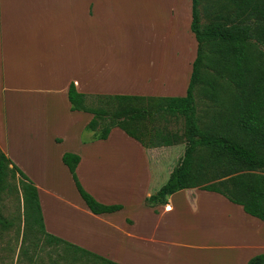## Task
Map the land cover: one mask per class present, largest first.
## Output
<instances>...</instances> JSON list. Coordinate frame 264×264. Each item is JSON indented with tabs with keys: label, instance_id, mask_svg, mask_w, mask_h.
<instances>
[{
	"label": "crops",
	"instance_id": "0c3cea01",
	"mask_svg": "<svg viewBox=\"0 0 264 264\" xmlns=\"http://www.w3.org/2000/svg\"><path fill=\"white\" fill-rule=\"evenodd\" d=\"M111 11L110 0H0V147L37 186L46 231L55 236L121 264H145L140 257L149 251V264H248L264 253L263 220L198 187L147 205L173 171L161 158L172 145L146 147L120 127L95 139L87 128L93 114L72 109V83L89 96L187 92L192 66L185 90L183 82L175 87L151 74L144 91L113 71L112 52L124 50L102 25ZM190 11L193 64L192 0ZM66 152L80 155L76 173L84 188L121 209L90 210L63 161ZM177 251L198 254L174 258Z\"/></svg>",
	"mask_w": 264,
	"mask_h": 264
},
{
	"label": "trees",
	"instance_id": "16d2710c",
	"mask_svg": "<svg viewBox=\"0 0 264 264\" xmlns=\"http://www.w3.org/2000/svg\"><path fill=\"white\" fill-rule=\"evenodd\" d=\"M203 15L208 19L205 24ZM191 29L198 47L184 96H89L72 83V109L93 114L87 128L94 131L95 139H106L112 128L120 127L146 147L186 142L181 162L166 183L146 198L147 205L166 204L171 194L198 187L224 195L264 221V0H192ZM199 92L214 102L208 119L199 113ZM90 97L99 104L91 105ZM168 117L184 119L183 136L155 124ZM80 159L77 153L63 155L90 210L121 209L122 205L101 203L84 188L76 173ZM17 174L27 231H39L48 243L64 245L66 254L80 252L103 264H121L47 232L37 186L0 147V193L7 188L8 178ZM248 264H264V253Z\"/></svg>",
	"mask_w": 264,
	"mask_h": 264
},
{
	"label": "rangeland",
	"instance_id": "374dc122",
	"mask_svg": "<svg viewBox=\"0 0 264 264\" xmlns=\"http://www.w3.org/2000/svg\"><path fill=\"white\" fill-rule=\"evenodd\" d=\"M110 1L112 11L107 17L106 24L102 25L107 26V31L111 27L114 47L124 50L112 52L113 71L122 73L123 77L137 83L144 91L152 85L151 74L170 80L171 86L176 87L175 84L183 82L185 90L190 76L191 61L196 54V49H192L190 45L189 37L191 0ZM204 5L203 3L202 7ZM207 21V17L203 15V24ZM118 62L122 67H119ZM207 70L211 74L214 73L211 66H208ZM219 82L225 84L226 80L220 79ZM201 95L200 92L197 93L199 113L208 119L214 102ZM89 102L91 105L99 104L96 97H90ZM155 124L164 127L165 131L184 135L183 118L168 117L166 120L160 118ZM19 125H24L23 120H20ZM87 135L86 131L84 136ZM185 148L186 142L183 141L172 145L169 153L161 152V158H166L169 172L179 165ZM20 182L19 174L9 177L7 188L0 193V217L4 220V223L0 224V264H103L96 258L80 252L68 251L66 254L64 245L48 243L46 236L39 231H27ZM65 182L62 180L63 185ZM152 254L154 253L151 251L143 253L140 261L149 264ZM197 254L195 251H177L172 256L191 257ZM213 257L217 260V256Z\"/></svg>",
	"mask_w": 264,
	"mask_h": 264
}]
</instances>
